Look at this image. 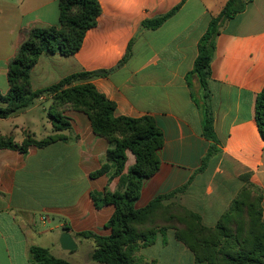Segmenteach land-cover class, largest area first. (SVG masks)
Listing matches in <instances>:
<instances>
[{"label": "crops", "instance_id": "crops-1", "mask_svg": "<svg viewBox=\"0 0 264 264\" xmlns=\"http://www.w3.org/2000/svg\"><path fill=\"white\" fill-rule=\"evenodd\" d=\"M99 2L97 25L86 32L79 51L68 57L43 54L31 70L32 89L78 72L109 71L88 82L116 104L115 115L152 117L164 136L159 170L144 181L136 209L174 193L165 204L178 203L199 214L205 226L215 227L244 187L241 176L249 174L250 183L263 191L264 223V140L255 120L256 97L264 88V0H247L245 11L230 19L216 39L208 105L218 152L211 157L207 155L214 143L203 131L204 92L191 72L199 41L227 0ZM176 8L160 26L143 25ZM59 15V0H0L2 94L10 89L9 65L29 31L58 26ZM51 104V96L45 95L0 120V136L12 137L18 145L28 137H63L43 148L30 145L27 152L0 150V264H35L33 246L72 264H101L91 261L94 242L76 234L112 232L106 224L115 207L98 208L92 198L120 188L114 170L92 177L106 162L109 143L95 134L81 111H67L71 129L54 131ZM127 156L125 172L135 163L130 151ZM65 232L78 245L75 252L62 248ZM165 236L159 235L152 246H184L174 230Z\"/></svg>", "mask_w": 264, "mask_h": 264}, {"label": "trees", "instance_id": "trees-1", "mask_svg": "<svg viewBox=\"0 0 264 264\" xmlns=\"http://www.w3.org/2000/svg\"><path fill=\"white\" fill-rule=\"evenodd\" d=\"M246 7L247 0H227L221 12L212 17L198 44V56L191 74L196 76L204 92V135L214 143L207 157L218 152L214 118L208 105L216 39L226 23L244 12ZM59 9V25L32 28L10 62V89L6 94L0 92V120L30 107L36 99L50 95L49 118L54 131L71 129L66 113L76 110L88 115L95 134L108 141L106 162L92 177L114 170V176L120 177V188L115 192L95 193L92 198L98 208L107 204L115 207L106 224L112 232L108 236L93 231L76 234L78 238L94 242L92 261L101 264L141 263L142 258L137 254L154 245L159 235L165 236L168 230H174L176 240L193 254L195 264H264L263 191L250 183L249 174L241 176L244 187L215 227L205 226L199 214L178 203L165 204L174 193L160 195L146 207L136 209L144 181L160 167L158 151L164 145V136L155 120L148 116L135 119L115 115L116 104L88 82L94 77L106 76L109 71L78 72L41 90L32 89L31 70L39 58L45 53H59L65 57L74 55L81 48L86 32L97 25L102 12L99 0H59ZM177 10L143 25L156 28ZM255 120L264 140V88L256 97ZM60 139L63 137L58 134L42 140L28 137L18 145L12 137L0 136V150L27 152L30 145L43 148ZM128 151L135 156V163L125 172ZM30 256L35 264H72L53 256L49 249L37 246L30 248Z\"/></svg>", "mask_w": 264, "mask_h": 264}, {"label": "rangeland", "instance_id": "rangeland-1", "mask_svg": "<svg viewBox=\"0 0 264 264\" xmlns=\"http://www.w3.org/2000/svg\"><path fill=\"white\" fill-rule=\"evenodd\" d=\"M82 241H84V243L90 242L88 240ZM80 249L86 251V247H81ZM137 255H139V257L141 255L143 261L141 263L140 261H138L137 264H195L193 261V256L189 253L187 249H185L184 246L182 248H178L176 245H169L163 247V245L157 244L155 246L147 248V250H144L143 252L141 251V254L139 252ZM203 264L211 263L205 262Z\"/></svg>", "mask_w": 264, "mask_h": 264}, {"label": "water", "instance_id": "water-1", "mask_svg": "<svg viewBox=\"0 0 264 264\" xmlns=\"http://www.w3.org/2000/svg\"><path fill=\"white\" fill-rule=\"evenodd\" d=\"M60 243L62 245V248L67 251H74L78 248V245L76 244L75 240L68 232L62 234L60 238Z\"/></svg>", "mask_w": 264, "mask_h": 264}]
</instances>
